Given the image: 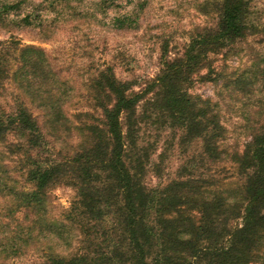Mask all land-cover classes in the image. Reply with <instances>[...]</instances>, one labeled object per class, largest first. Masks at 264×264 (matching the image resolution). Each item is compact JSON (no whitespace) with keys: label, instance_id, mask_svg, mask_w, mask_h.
<instances>
[{"label":"trees","instance_id":"obj_1","mask_svg":"<svg viewBox=\"0 0 264 264\" xmlns=\"http://www.w3.org/2000/svg\"><path fill=\"white\" fill-rule=\"evenodd\" d=\"M255 10V0H222L215 29L194 38L183 56L164 54L159 73L140 91L119 81L112 69L101 70L92 88L102 117L78 112L76 122L65 110L69 84L49 67L43 50L16 42L2 50L0 83L12 79L41 114L20 97L11 113L0 115V150L20 153L17 165L32 184L30 190L16 189L0 159V199L12 201L5 209L9 221L0 222V259L19 257L32 240L50 236L71 251L67 257L51 255L52 264H264V128L237 159L244 181L231 192L212 193L200 178L150 187L149 156L138 143L142 124L156 118L181 130V140L202 138L208 160L221 158L225 129L218 103L191 89L197 77L218 84V58L253 36L264 37ZM9 48L20 54L16 68L4 64ZM254 68L261 70L259 81L263 66ZM44 123L57 133L75 134L73 149L58 159L43 156ZM63 179L78 197L63 221L47 222L49 192ZM18 213L32 217L24 221Z\"/></svg>","mask_w":264,"mask_h":264},{"label":"rangeland","instance_id":"obj_2","mask_svg":"<svg viewBox=\"0 0 264 264\" xmlns=\"http://www.w3.org/2000/svg\"><path fill=\"white\" fill-rule=\"evenodd\" d=\"M221 3L222 0H0V52L12 42L43 50L49 67L69 84L72 96L65 110L70 120L76 122L78 112H90L99 118L102 112L94 100L92 80L101 70L112 69L119 81L140 91L159 73L164 54L171 58L183 56L194 38L204 30L215 29ZM255 3L257 17L264 25V0ZM9 50L5 51L4 64L16 68L20 54L13 48ZM256 64L264 69V37L253 36L238 44L227 57L218 58L215 67L222 73L218 84L195 78L191 93L218 103L216 112L225 129L219 160L203 156L202 138L181 140V130L166 128L156 118L142 124L138 143L149 156L146 182L150 187L200 178L206 180L205 188L216 193L231 192L243 184L237 159L264 128V76L259 81L255 79L261 71L254 68ZM20 97L35 115L41 114L12 79H5L0 83V115L11 113ZM43 127L46 141L41 153L50 160L61 158L60 153L71 151L78 141L75 134L69 136L61 130L57 133L50 123ZM0 151L15 188L30 190L32 184L17 165L20 153L7 155V149ZM77 197V188L66 179L52 188L47 222L63 221ZM11 202L9 197L0 199V222L9 221L5 209ZM16 217L25 221L32 215L18 213ZM49 237L30 241L27 251L13 259H0V264H52L51 255L71 254ZM74 243L78 248L77 241Z\"/></svg>","mask_w":264,"mask_h":264}]
</instances>
